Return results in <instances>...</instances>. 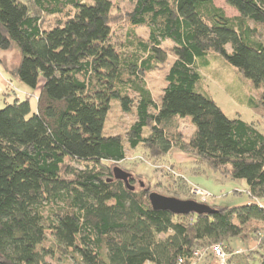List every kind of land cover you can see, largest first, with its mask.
<instances>
[{"label": "trees", "instance_id": "obj_1", "mask_svg": "<svg viewBox=\"0 0 264 264\" xmlns=\"http://www.w3.org/2000/svg\"><path fill=\"white\" fill-rule=\"evenodd\" d=\"M226 1L236 16L213 0H131L127 21L148 36L130 33L121 50L110 40L111 0H0V51L20 54L3 68L38 89L35 111L0 93V264H55L46 257L59 251L69 264H194L197 248L208 255L236 238L257 245L227 248L232 264H264V134L198 85L199 61L218 53L257 90L250 105L264 118V0ZM165 40L174 59L155 100L143 74L166 61ZM113 104L134 117L124 135L105 130ZM185 118L195 127L188 138L176 125ZM139 146L155 159L186 152L244 179L250 201L155 210L147 187L129 189L107 164Z\"/></svg>", "mask_w": 264, "mask_h": 264}, {"label": "rangeland", "instance_id": "obj_2", "mask_svg": "<svg viewBox=\"0 0 264 264\" xmlns=\"http://www.w3.org/2000/svg\"><path fill=\"white\" fill-rule=\"evenodd\" d=\"M213 2L216 6L221 7L229 17L238 14L226 0H213ZM111 3L113 22L111 23L110 40L117 49L122 50L126 47L130 33L146 39L148 36L146 26H133L127 21V13L131 10V0H111ZM53 22L52 17L44 18L46 25H51ZM262 33L264 34V31ZM172 46V42L169 40L162 42V47L167 52L166 61L143 74L145 84L152 92L155 100H159V95L165 84V74L174 59L171 52ZM19 59V51L14 46L8 50L0 51V63L3 65H0V93L10 102L15 96L20 99H28L32 111H35L38 89L31 91L21 82L9 80L8 73L5 72V69H13ZM207 60L208 63L206 64L201 63V60L199 61L202 75V79L198 83L199 87L202 88L200 92H206L229 118H240L251 123L264 134V118L256 114L250 105V99H256L258 96L257 90L253 88L251 82L243 78L238 69L230 65L218 53L210 52ZM133 118L132 114L123 113L117 104H113L106 119L105 130L109 134L124 135ZM176 125L184 138H188L195 130L194 125H191L187 118L177 120ZM107 164H110L112 169L114 166H118L130 172L134 178L133 181L131 180V184L136 190L147 187L150 192L187 199V197L196 198L195 195H192V190L200 187L210 193L207 198L209 204L236 206L250 201L244 179L224 177L218 170H214L205 164L200 165L188 153L176 149H171L166 156L155 159L139 146L136 149L128 150L126 159L120 163ZM177 174H180L184 179H178ZM259 201L264 203V198L259 199ZM45 210L46 213L48 208ZM47 237H50L49 231ZM217 244L222 246L227 255V264H232V255L227 248L253 250L257 245L251 238H246L245 241L239 238L232 239L229 246L227 242ZM59 252L54 253L52 257L47 256L46 260L55 264H69L73 261L72 258L62 257L61 252ZM206 252L204 248H197L196 255L198 258L194 264H222L217 261L211 250H209L208 255Z\"/></svg>", "mask_w": 264, "mask_h": 264}, {"label": "water", "instance_id": "obj_3", "mask_svg": "<svg viewBox=\"0 0 264 264\" xmlns=\"http://www.w3.org/2000/svg\"><path fill=\"white\" fill-rule=\"evenodd\" d=\"M113 177L117 180L123 181V183L129 189L132 190L134 188V186L129 182V180L132 178V174L130 172L125 171L118 166H114ZM148 199L153 209L167 210L174 214H199L204 212H211V209L208 205L192 199H180L172 196H165L157 192H150L148 195Z\"/></svg>", "mask_w": 264, "mask_h": 264}, {"label": "built area", "instance_id": "obj_4", "mask_svg": "<svg viewBox=\"0 0 264 264\" xmlns=\"http://www.w3.org/2000/svg\"><path fill=\"white\" fill-rule=\"evenodd\" d=\"M192 195H195L196 198H193L195 201L200 203H207V198L210 196V193L206 191L205 189H202L200 187L193 188ZM212 254L215 256L217 261H219L222 264H227L228 257L225 254V252L222 249V246L220 244H215L211 248Z\"/></svg>", "mask_w": 264, "mask_h": 264}, {"label": "crops", "instance_id": "obj_5", "mask_svg": "<svg viewBox=\"0 0 264 264\" xmlns=\"http://www.w3.org/2000/svg\"><path fill=\"white\" fill-rule=\"evenodd\" d=\"M174 155L176 156V158H178L176 154H174ZM178 159H179V158H178ZM257 202H258L261 206L264 207V203H263V202H261V201H259V200H258ZM238 250H240V249H238Z\"/></svg>", "mask_w": 264, "mask_h": 264}, {"label": "flooded vegetation", "instance_id": "obj_6", "mask_svg": "<svg viewBox=\"0 0 264 264\" xmlns=\"http://www.w3.org/2000/svg\"><path fill=\"white\" fill-rule=\"evenodd\" d=\"M131 180L133 181V180H134V178L132 177V178H131Z\"/></svg>", "mask_w": 264, "mask_h": 264}]
</instances>
